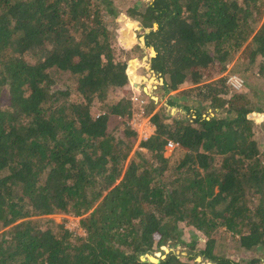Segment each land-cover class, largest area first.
I'll list each match as a JSON object with an SVG mask.
<instances>
[{
    "label": "trees",
    "instance_id": "obj_1",
    "mask_svg": "<svg viewBox=\"0 0 264 264\" xmlns=\"http://www.w3.org/2000/svg\"><path fill=\"white\" fill-rule=\"evenodd\" d=\"M117 1L0 0V264H154L142 256L181 243L180 224L204 235L206 260L264 264V148L254 129L264 109L245 77L264 79V1L153 0L125 10L148 32L140 55L155 49L151 71L167 93L203 84L183 102L195 114L170 122L159 109L134 152V98L107 101L130 82L116 52ZM234 62L246 91L205 83L210 69ZM96 100L108 111L99 114ZM169 141L175 161L165 156ZM58 214L80 218L85 235L49 217ZM219 241L258 255L218 257ZM157 264L198 263L171 252Z\"/></svg>",
    "mask_w": 264,
    "mask_h": 264
},
{
    "label": "rangeland",
    "instance_id": "obj_2",
    "mask_svg": "<svg viewBox=\"0 0 264 264\" xmlns=\"http://www.w3.org/2000/svg\"><path fill=\"white\" fill-rule=\"evenodd\" d=\"M153 0H118L117 1V12L115 13V20L119 23L117 26V47L116 52L119 50V58L123 61L127 62V73L129 76V85L121 91H111L107 101L110 102L113 99L123 98L124 96H131L134 98L135 102V111L133 112V117L129 122V126L133 128V130L137 133V144L133 150V152L137 149L138 145L141 141L146 140L145 136L151 135L155 131V126L151 121L152 115L157 112L159 109H166L168 115H171V119L174 117H178L180 119H185V117H191L194 113V109L192 110L186 102L187 99L193 100L195 102L196 95L201 88V85H192L191 83L184 84L178 91L167 93L164 89L165 78H163L160 74L151 71L150 58L156 56V51L154 48H150L147 50L145 55H140V50L144 49L146 46V38L145 35L148 33L147 31H143L141 25L138 22L133 21L126 14V9L131 8L134 5L140 7L141 9L145 8L146 5H150ZM264 1V0H263ZM101 2V0H100ZM114 17V16H113ZM113 18H109L112 20ZM260 25H264V14L261 19ZM155 28H158V25H155ZM33 59V58H31ZM131 62H134V67L132 68L131 73H129V65ZM234 62L232 65L228 66L227 71L223 73L216 74L217 70L215 68L210 69V75H207L209 78L205 83H212L217 80L225 79L226 84L229 85L231 91L242 92L246 91L245 89V79L244 77L233 72ZM254 70L249 71L245 74L247 76L248 82L250 84H254L260 88L261 93L256 98L257 101L262 103V109H264V79L256 80L253 77ZM246 79V80H247ZM258 82V83H256ZM240 83L242 84L240 86ZM183 92H187L190 94L181 95ZM253 94V93H252ZM74 100L80 101L81 98L77 95L73 97ZM188 105V107H186ZM94 107L99 111V114L103 112H107V108L105 105L101 103L99 100H96L94 103ZM209 108L208 114L214 113V108L211 105H207ZM189 108L190 110H187ZM264 115V113H261ZM255 124L254 129L256 133V139L262 148H264V117L259 118L254 117ZM178 146L174 148L165 147V156L170 157L173 161L177 160L179 157V152L177 150ZM132 152V155L134 154ZM131 155V156H132ZM53 220H55L59 224H64L66 228L75 232L80 236H84L85 232L81 228L80 218H76L73 216H68L64 214L52 215L49 216ZM180 230L182 233L181 243L173 244L169 243L166 246L160 247V250L157 251L155 249L153 251V257L155 260H162L166 258V255L174 252L176 255L181 257H192L196 260L198 264H216L215 262L204 259L200 251L204 248L205 245V237L202 233L197 232L193 229L186 228L184 225L180 224ZM166 247V248H165ZM223 252H226V257L231 259L234 262L246 263L244 258H252L258 255L257 252H244L238 251L235 247L231 245V243L227 244V246L223 248L222 242L219 241L215 250V253L218 257L223 255ZM264 252V251H263ZM259 256L264 258V253H259ZM147 257V256H146ZM145 255L142 256V260H149Z\"/></svg>",
    "mask_w": 264,
    "mask_h": 264
},
{
    "label": "built area",
    "instance_id": "obj_3",
    "mask_svg": "<svg viewBox=\"0 0 264 264\" xmlns=\"http://www.w3.org/2000/svg\"><path fill=\"white\" fill-rule=\"evenodd\" d=\"M241 85H242V84L240 83V86H241ZM153 133H154V132H153ZM153 133H152V134H153ZM152 134H151V135H152ZM151 135H149V137H150ZM149 137H148L147 135L145 136L146 139H148ZM176 146H177V144H175V143L172 142V141H169V142L167 143V145H166V148H167V147H169V148H174V147H176Z\"/></svg>",
    "mask_w": 264,
    "mask_h": 264
},
{
    "label": "water",
    "instance_id": "obj_4",
    "mask_svg": "<svg viewBox=\"0 0 264 264\" xmlns=\"http://www.w3.org/2000/svg\"><path fill=\"white\" fill-rule=\"evenodd\" d=\"M156 54V53H155ZM165 259V258H164ZM144 261V260H143ZM146 261V260H145ZM144 261V262H145ZM147 262H150V263H154V264H157L159 263V260H153V259H149Z\"/></svg>",
    "mask_w": 264,
    "mask_h": 264
},
{
    "label": "bare ground",
    "instance_id": "obj_5",
    "mask_svg": "<svg viewBox=\"0 0 264 264\" xmlns=\"http://www.w3.org/2000/svg\"><path fill=\"white\" fill-rule=\"evenodd\" d=\"M166 248V247H165Z\"/></svg>",
    "mask_w": 264,
    "mask_h": 264
}]
</instances>
